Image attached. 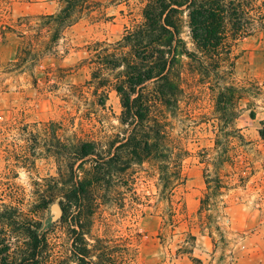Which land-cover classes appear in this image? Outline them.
<instances>
[{
    "label": "rangeland",
    "instance_id": "374dc122",
    "mask_svg": "<svg viewBox=\"0 0 264 264\" xmlns=\"http://www.w3.org/2000/svg\"><path fill=\"white\" fill-rule=\"evenodd\" d=\"M146 3L95 0L51 43L52 30L40 18L58 13L61 0H0V264H19L30 222L42 224L47 241L42 264H78L77 224L102 264H264V28L233 43L229 55L233 70L226 82L238 89L257 84L259 94L237 99L235 126L245 141L233 142L232 161L220 170L229 189L219 198L216 223L226 243L220 232L204 228L212 223L208 213L199 215L204 174L215 171L218 91L187 57L179 68L180 108L168 115L175 152L186 154L173 221L166 214L169 204L159 200L152 161L92 189L81 219L73 208L74 217L61 220L59 198L48 207L43 203L56 194V185L70 184L72 167L83 178L93 166L72 162L65 153L56 156L57 139L91 140L99 148L118 134L120 99L110 91L106 106L100 105L105 98L92 83L90 47L121 40L127 28L142 22ZM258 4L264 7V0ZM182 36L195 51L187 23Z\"/></svg>",
    "mask_w": 264,
    "mask_h": 264
},
{
    "label": "trees",
    "instance_id": "16d2710c",
    "mask_svg": "<svg viewBox=\"0 0 264 264\" xmlns=\"http://www.w3.org/2000/svg\"><path fill=\"white\" fill-rule=\"evenodd\" d=\"M61 1L63 6L58 13L40 18L52 30L51 43L58 42L62 31L73 26L81 13L95 2ZM142 16V22L127 28L121 40L97 42L90 47L93 48L92 64L95 65L92 83L96 92L103 89L105 98L99 100L100 105L106 106L110 91H115L120 99L122 111L118 118V134L99 148L91 140L79 139L65 144L57 139L56 156L65 153L72 162L81 165L91 162L93 166L85 171L83 178L75 175L72 167L70 184L56 185V194L43 203L48 207L59 198L61 220L66 222L74 217L73 208L78 209L75 218L81 219L92 189L114 183L133 165L152 161L157 165L159 175V200L169 204V213L166 214L173 221L177 188L186 179L182 167L186 154L175 152L177 147L170 132L168 115L174 116L180 108L183 89L179 68L182 58L187 57L195 64V72L218 91L216 118L219 131L214 148L216 157L212 163L215 171L204 174L206 193L200 200L199 215L202 218L208 213L206 217L212 223L204 228L221 233V226L216 223L219 198L229 186L220 170L232 161L233 142L245 141L235 126L239 116L237 99L259 94L257 84L238 89L226 82L233 70L229 55L233 43L264 28V7L258 4V0H147ZM185 23L195 41V51L188 48L182 36ZM251 117L255 118L254 112ZM29 224L24 231L28 234V249L19 264H42L47 247L46 238L41 233L42 224ZM77 227L78 230L73 232L77 237L73 245L78 264H102L94 260L96 252L84 240L83 226L77 224ZM220 236L226 243L225 235L221 233Z\"/></svg>",
    "mask_w": 264,
    "mask_h": 264
},
{
    "label": "water",
    "instance_id": "95a60500",
    "mask_svg": "<svg viewBox=\"0 0 264 264\" xmlns=\"http://www.w3.org/2000/svg\"><path fill=\"white\" fill-rule=\"evenodd\" d=\"M56 207H57V211H58L59 217H60L61 216V211H60L59 205H57Z\"/></svg>",
    "mask_w": 264,
    "mask_h": 264
}]
</instances>
